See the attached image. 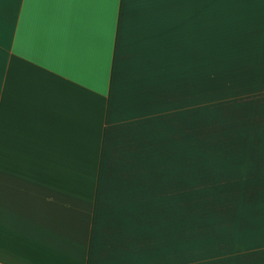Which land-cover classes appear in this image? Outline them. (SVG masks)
<instances>
[{"label": "rangeland", "instance_id": "rangeland-1", "mask_svg": "<svg viewBox=\"0 0 264 264\" xmlns=\"http://www.w3.org/2000/svg\"><path fill=\"white\" fill-rule=\"evenodd\" d=\"M202 4L121 47L100 264H264V3Z\"/></svg>", "mask_w": 264, "mask_h": 264}, {"label": "crops", "instance_id": "crops-1", "mask_svg": "<svg viewBox=\"0 0 264 264\" xmlns=\"http://www.w3.org/2000/svg\"><path fill=\"white\" fill-rule=\"evenodd\" d=\"M190 4L0 0V264H100L108 127L135 109L121 47Z\"/></svg>", "mask_w": 264, "mask_h": 264}]
</instances>
